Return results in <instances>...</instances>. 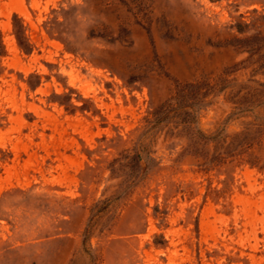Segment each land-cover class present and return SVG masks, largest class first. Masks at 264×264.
<instances>
[{"label": "rangeland", "instance_id": "rangeland-1", "mask_svg": "<svg viewBox=\"0 0 264 264\" xmlns=\"http://www.w3.org/2000/svg\"><path fill=\"white\" fill-rule=\"evenodd\" d=\"M0 264H264V0H0Z\"/></svg>", "mask_w": 264, "mask_h": 264}]
</instances>
